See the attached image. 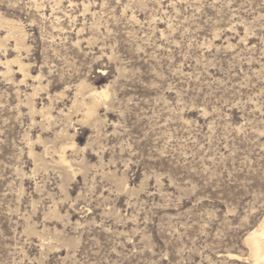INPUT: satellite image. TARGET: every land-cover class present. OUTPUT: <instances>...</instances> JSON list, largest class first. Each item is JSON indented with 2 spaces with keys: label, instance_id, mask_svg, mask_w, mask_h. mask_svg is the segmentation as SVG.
I'll return each mask as SVG.
<instances>
[{
  "label": "rangeland",
  "instance_id": "1",
  "mask_svg": "<svg viewBox=\"0 0 264 264\" xmlns=\"http://www.w3.org/2000/svg\"><path fill=\"white\" fill-rule=\"evenodd\" d=\"M0 15L26 36L17 49L0 26V264H254L264 0H0Z\"/></svg>",
  "mask_w": 264,
  "mask_h": 264
},
{
  "label": "bare ground",
  "instance_id": "2",
  "mask_svg": "<svg viewBox=\"0 0 264 264\" xmlns=\"http://www.w3.org/2000/svg\"><path fill=\"white\" fill-rule=\"evenodd\" d=\"M0 26H3L7 33L5 35L6 39H13L15 41V48L19 49L20 47L25 46V30L23 29V26L20 22H16L13 19L4 18L0 15ZM2 27V28H3ZM1 42V41H0ZM3 44V42H2ZM6 44V43H5ZM13 61H16L19 63L20 70L25 71L27 66L22 62L19 58L17 60H7V68L8 70L11 69V63ZM108 90H103L101 92H98V90H92V95L94 99L96 100V103L99 102V100H103L105 98H108ZM28 104L30 110H35L36 107L33 102L32 96L28 99ZM96 115V104H93L92 106H88L86 108L85 116L87 118H90L92 116ZM65 137H70L67 132H64ZM39 141H43V137L39 136ZM74 142L71 137V141H68L66 143H63L59 150H56L58 154V160L56 163H58L62 168V175L64 177H71L76 173V169L74 168V164L72 160L67 156V148L73 147ZM34 147V146H33ZM45 147H50L46 144ZM49 152H47L48 154ZM36 164L40 167H47L49 165L48 160L45 156H36ZM52 161H54V158L52 157ZM246 242V245L249 249V256L254 264H264V216L261 219V222L259 225H257L256 228L249 231L246 239L244 240Z\"/></svg>",
  "mask_w": 264,
  "mask_h": 264
}]
</instances>
